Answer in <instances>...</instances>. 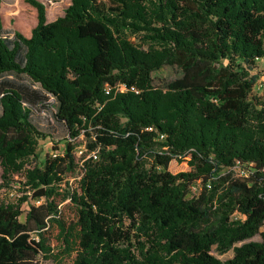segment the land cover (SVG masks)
<instances>
[{
	"label": "trees",
	"instance_id": "16d2710c",
	"mask_svg": "<svg viewBox=\"0 0 264 264\" xmlns=\"http://www.w3.org/2000/svg\"><path fill=\"white\" fill-rule=\"evenodd\" d=\"M20 5L0 2V168L30 195L0 203V264H264V0ZM48 97L68 138L31 166Z\"/></svg>",
	"mask_w": 264,
	"mask_h": 264
},
{
	"label": "rangeland",
	"instance_id": "374dc122",
	"mask_svg": "<svg viewBox=\"0 0 264 264\" xmlns=\"http://www.w3.org/2000/svg\"><path fill=\"white\" fill-rule=\"evenodd\" d=\"M45 5L46 18L48 22L56 20L61 17L64 10L69 6L70 0H39ZM106 1V0H103ZM2 6L8 10L7 14L10 16H17L20 12V0H0ZM252 74H257L259 79L258 83H264V64L260 62L257 68L252 71ZM181 75L180 70L177 67H164L162 70L155 72L153 74V83L155 86H163L164 84L171 82ZM8 80H12L17 84L24 86H30V82L25 77H14L12 75H7ZM1 80V79H0ZM34 88L37 89V86ZM53 100L48 97V100L42 105H36L32 110V120L37 128L43 133L47 134L48 137L45 140H39L37 146V156L38 158L31 162V166L39 164L42 162L46 155L53 154V147L62 150L64 148V143L68 138V133L65 126L58 122L54 117V110L52 108ZM83 136L76 140V143L81 144L77 147V156H79V151L83 149ZM1 168H0V203H16L18 200L24 196H29L30 193L27 192L26 188L23 187V181L20 176L15 175L12 177V181L4 182L1 178ZM73 181V179H72ZM22 216L20 220L23 222L26 212L28 211V205H22ZM264 231V227L261 228ZM260 237L254 236L250 239L245 240L242 243H238L235 246H241L244 243L249 242H259ZM212 256H214L219 261H226L233 256V250H229L226 253L220 255L215 249L212 250ZM43 264H50L48 261L42 260Z\"/></svg>",
	"mask_w": 264,
	"mask_h": 264
},
{
	"label": "built area",
	"instance_id": "2783aa9c",
	"mask_svg": "<svg viewBox=\"0 0 264 264\" xmlns=\"http://www.w3.org/2000/svg\"><path fill=\"white\" fill-rule=\"evenodd\" d=\"M262 86V84H258V87H261ZM108 89H106V93H108ZM93 157L95 158L96 156L95 155H93ZM41 202H42V199H40V200H35L34 202H33V204L34 205H40L41 204Z\"/></svg>",
	"mask_w": 264,
	"mask_h": 264
}]
</instances>
